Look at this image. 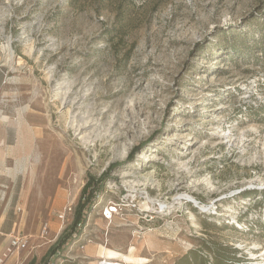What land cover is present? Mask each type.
<instances>
[{
    "label": "rangeland",
    "instance_id": "374dc122",
    "mask_svg": "<svg viewBox=\"0 0 264 264\" xmlns=\"http://www.w3.org/2000/svg\"><path fill=\"white\" fill-rule=\"evenodd\" d=\"M0 137L30 264H264V0H0ZM130 189L154 207L108 224Z\"/></svg>",
    "mask_w": 264,
    "mask_h": 264
},
{
    "label": "built area",
    "instance_id": "2783aa9c",
    "mask_svg": "<svg viewBox=\"0 0 264 264\" xmlns=\"http://www.w3.org/2000/svg\"><path fill=\"white\" fill-rule=\"evenodd\" d=\"M134 190V191H133ZM126 190V192H129L130 195H127L126 197H123L122 200L118 201H109L102 209H101V215L103 219L108 223L111 224L115 218V216H118L121 214L124 210H127L128 207H130V204L133 206H139L137 208L139 211H143V209L147 210V208L154 207L152 202L147 201L146 191L143 190H135V189ZM128 196L131 197V199L127 198ZM137 197V199H136ZM143 202L141 205L140 203ZM158 205V204H157ZM156 208V207H155ZM158 213H164L169 209L167 206L162 207L161 205H158ZM74 213V207L73 204L66 205L59 213L58 218L64 225L65 222L68 220V218L73 215ZM154 218V216H153ZM63 229V227L61 228ZM51 234V225L48 221H43L40 225V231H39V238L42 240H45L46 243H52L53 239H49V236ZM109 230L106 229L103 233V239L99 238L102 243H104V246L108 244L109 238ZM81 246H84L83 244ZM73 246H71V251L64 253L54 254L47 263L45 264H69L70 260H74V254L70 253L73 252ZM77 247V246H75ZM134 247L129 248V253L131 252V249ZM117 256H99L96 264H149L152 262V259H146L145 261L139 262V263H133L128 262L124 259L123 253L120 251H117ZM261 256H264V251L260 254ZM31 257H33V249L31 247L30 238L25 235L16 234L9 238L8 242L4 245V247L0 250V264H7L10 260H12V264H30L31 263ZM257 257V256H256ZM255 257V258H256ZM259 257V256H258ZM257 259V258H256ZM80 264H83L81 261Z\"/></svg>",
    "mask_w": 264,
    "mask_h": 264
},
{
    "label": "bare ground",
    "instance_id": "6f19581e",
    "mask_svg": "<svg viewBox=\"0 0 264 264\" xmlns=\"http://www.w3.org/2000/svg\"><path fill=\"white\" fill-rule=\"evenodd\" d=\"M68 93H69V91H68ZM68 93H64L65 96H64L63 98H64V101H65V102H67L68 99H69ZM74 103H75V102H74ZM69 104H71L70 107H72V105H74V104H73V101H72V102H69ZM68 107H69V106H68ZM69 109H70V108H69ZM69 113H72V112H68V114H69ZM70 115H71V114H70ZM68 116H69V115H68ZM71 116H72L71 119L73 120L72 126L74 125L73 127H75V124L78 123L77 115L74 114V116H73V115H71ZM76 125H77V124H76ZM81 129H83V128L80 127V126H77V131H80L79 135L82 134V130H81ZM221 136H225V135H221ZM82 139L85 140L86 138L83 137ZM42 165H43V163H42ZM209 184H210V183H209ZM193 200H194V199H193ZM161 205H162V207H164L163 204H161ZM203 209H206L205 206H203ZM103 247H104V246H103ZM104 248H105V250H106L107 247H104ZM132 249H134V248H132ZM132 249H131V250H132ZM116 252H117V251H116ZM117 254H118V252H117ZM103 256H106L105 253H103ZM123 257H124V259H125V255H123ZM125 260H126V259H125Z\"/></svg>",
    "mask_w": 264,
    "mask_h": 264
},
{
    "label": "crops",
    "instance_id": "0c3cea01",
    "mask_svg": "<svg viewBox=\"0 0 264 264\" xmlns=\"http://www.w3.org/2000/svg\"><path fill=\"white\" fill-rule=\"evenodd\" d=\"M3 138L2 137H0V146L2 145V143H3ZM6 142V141H5ZM0 155H1V152H0ZM0 160H1V156H0ZM39 231H40V227H39ZM51 231H52V227H51ZM16 234H20V235H25V236H27V237H29V235H26V234H23L20 230H18L17 232L15 231V230H13L10 234H8L7 235V238L5 239V241H4V244L3 245H5L7 242H8V240H9V238L11 237V236H13V235H16ZM38 235H39V233H38ZM30 238V237H29ZM2 245V246H3ZM2 248V247H1ZM1 250V249H0ZM100 256H102V255H100ZM7 264H12V260H10L9 262H7Z\"/></svg>",
    "mask_w": 264,
    "mask_h": 264
},
{
    "label": "trees",
    "instance_id": "16d2710c",
    "mask_svg": "<svg viewBox=\"0 0 264 264\" xmlns=\"http://www.w3.org/2000/svg\"><path fill=\"white\" fill-rule=\"evenodd\" d=\"M87 190V187L84 189V191H86Z\"/></svg>",
    "mask_w": 264,
    "mask_h": 264
}]
</instances>
